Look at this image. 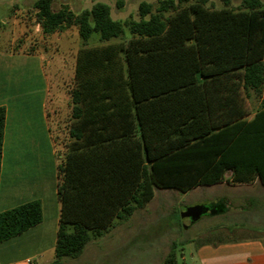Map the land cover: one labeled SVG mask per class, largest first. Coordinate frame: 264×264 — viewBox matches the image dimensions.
Instances as JSON below:
<instances>
[{
  "label": "trees",
  "instance_id": "obj_1",
  "mask_svg": "<svg viewBox=\"0 0 264 264\" xmlns=\"http://www.w3.org/2000/svg\"><path fill=\"white\" fill-rule=\"evenodd\" d=\"M189 2H141L139 19L123 22L103 3L79 14L67 5L54 10L52 0L33 4L43 35L75 28L85 45L94 35L100 44L79 51L73 143L61 153L56 145L60 220L52 264L78 259L115 221L146 207L155 189L264 186V98L250 120L242 98L264 90V2L243 0L238 10L210 9L208 0L183 6ZM127 33V42H116ZM5 123L0 107V173ZM50 131L55 142L51 121ZM243 203L251 212L261 202ZM209 208L225 214L229 204ZM42 220L38 201L0 213V243Z\"/></svg>",
  "mask_w": 264,
  "mask_h": 264
},
{
  "label": "rangeland",
  "instance_id": "obj_2",
  "mask_svg": "<svg viewBox=\"0 0 264 264\" xmlns=\"http://www.w3.org/2000/svg\"><path fill=\"white\" fill-rule=\"evenodd\" d=\"M37 0H0V48L15 52L42 54L48 64L52 86V101L49 118L54 129L58 151L65 152L68 128L76 126L71 105V91L78 85L77 62L82 48L99 46L94 35L86 43L82 42L77 29L61 34L45 36L34 24L31 10ZM53 9L67 5L76 14L91 9L97 3L111 8L115 21L138 20L141 2L157 5L159 0H52ZM190 0L183 6L195 3ZM243 0H208L210 9L229 8L238 10ZM264 2V0H261ZM122 2L123 6L118 4ZM228 3V4H227ZM130 35L116 42H127ZM115 42V43H116ZM243 107L248 120L261 108L263 94L242 92ZM231 173L227 174V178ZM257 198L260 208L248 211L244 199ZM226 199L229 211L225 214L203 215L185 230L183 216L193 208L210 207L213 203ZM248 238L264 239V186L231 185L227 182L200 187L188 192L175 189H155L153 200L143 209L137 210L125 223L115 221L114 228L104 237L90 242L82 255L76 259H63L60 264H185L190 259V250L206 243L238 242ZM194 241L191 246L189 242ZM192 251V252H193ZM54 250H47L33 264H52Z\"/></svg>",
  "mask_w": 264,
  "mask_h": 264
},
{
  "label": "crops",
  "instance_id": "obj_3",
  "mask_svg": "<svg viewBox=\"0 0 264 264\" xmlns=\"http://www.w3.org/2000/svg\"><path fill=\"white\" fill-rule=\"evenodd\" d=\"M48 68L42 54H15L0 48V107L6 109L0 213L35 201L43 210L41 224L0 243V264H33L56 246L59 161L50 131ZM190 251L185 264H264V239L209 243Z\"/></svg>",
  "mask_w": 264,
  "mask_h": 264
},
{
  "label": "water",
  "instance_id": "obj_4",
  "mask_svg": "<svg viewBox=\"0 0 264 264\" xmlns=\"http://www.w3.org/2000/svg\"><path fill=\"white\" fill-rule=\"evenodd\" d=\"M216 210L215 209H210L208 207H199V208H193L190 209L186 214L183 216L182 219V226L185 230L189 229L192 224H194V222L200 218L203 215H207V214H216Z\"/></svg>",
  "mask_w": 264,
  "mask_h": 264
},
{
  "label": "built area",
  "instance_id": "obj_5",
  "mask_svg": "<svg viewBox=\"0 0 264 264\" xmlns=\"http://www.w3.org/2000/svg\"><path fill=\"white\" fill-rule=\"evenodd\" d=\"M26 264H29V262H27Z\"/></svg>",
  "mask_w": 264,
  "mask_h": 264
}]
</instances>
